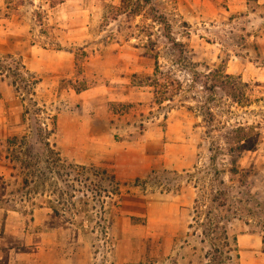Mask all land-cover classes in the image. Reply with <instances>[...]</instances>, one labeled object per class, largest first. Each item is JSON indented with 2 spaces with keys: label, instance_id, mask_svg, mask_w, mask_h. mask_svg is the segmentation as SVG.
<instances>
[{
  "label": "rangeland",
  "instance_id": "rangeland-1",
  "mask_svg": "<svg viewBox=\"0 0 264 264\" xmlns=\"http://www.w3.org/2000/svg\"><path fill=\"white\" fill-rule=\"evenodd\" d=\"M121 7L0 0V262L42 264L43 229L62 223L88 264H113L118 241L137 234L129 246L142 247V264H264V9L151 0L129 17ZM168 36L189 45L186 58L175 62ZM152 48L174 91L162 103L146 80ZM221 65L246 70L238 103L228 87L211 89ZM9 136L21 138L9 147ZM141 193L142 215L129 219L123 203L136 212ZM212 213L237 234L238 259L233 242L207 235Z\"/></svg>",
  "mask_w": 264,
  "mask_h": 264
},
{
  "label": "trees",
  "instance_id": "trees-1",
  "mask_svg": "<svg viewBox=\"0 0 264 264\" xmlns=\"http://www.w3.org/2000/svg\"><path fill=\"white\" fill-rule=\"evenodd\" d=\"M121 1H122V7L118 9L117 13L118 14L126 13V15L129 17L137 16L141 11V7L143 11L144 7L149 6L151 4V0H121ZM147 15H150V18H152L153 21H159L160 23L166 24L165 16L161 14L159 11L153 10V8L150 10V12L147 13ZM168 39L170 43H172V46L170 48L171 51L170 55L174 57L175 62H178V59H175V56H178V58L182 57L184 59L186 58L185 55H188V53L191 52L189 45L186 42L178 41L176 40V38H172L170 36H168ZM152 40H153L152 34L150 32L147 34L148 44H144V47H147V45H149V43H151ZM152 51H154L153 53L154 71L151 75L146 77V80L148 81V86L153 87L155 100L162 103L164 100L167 99L168 95L170 94L172 95L174 91L170 90V88L167 86L169 72L163 69V65L160 62V58L163 56L161 55L160 51L157 50V48H152ZM208 76L212 78L211 80L212 90H214L215 88H222L224 90V88L228 87L229 88L228 93L230 95V98L237 103L241 100V96H243V91L240 88V85L243 84L246 86V83L242 82L241 75L234 76L233 74L227 72L225 65H221L220 68L216 67L213 70H209ZM239 132H240L239 128H237L234 131L235 137L233 139L236 143H239L238 144L239 148L242 149L246 147L247 144L245 142L241 143L242 138L241 136L238 135ZM21 137L9 136L8 137L9 147L13 146L15 142L20 140V138L21 140H28L30 138V135L24 134ZM41 142L44 143L42 138H41ZM230 171L238 172L237 170H234V168ZM225 224L226 223H224V221L220 222V220H218L216 214L212 213V221H210V229L206 233L212 239V242H215V240H221L223 242H228L229 244L230 242H233L234 247L230 248L229 250L230 256L238 259L239 253H238V245H237V234L230 232V228L228 226H225Z\"/></svg>",
  "mask_w": 264,
  "mask_h": 264
},
{
  "label": "crops",
  "instance_id": "crops-1",
  "mask_svg": "<svg viewBox=\"0 0 264 264\" xmlns=\"http://www.w3.org/2000/svg\"><path fill=\"white\" fill-rule=\"evenodd\" d=\"M257 4H260L261 8L264 9V0H255ZM262 43L264 42V38L261 39ZM260 70V74H263L264 66L258 67ZM246 70L240 68L237 70V74L244 77L246 75ZM229 73V72H228ZM70 72L67 71V68L61 70L57 75L58 77L69 75ZM131 197V196H130ZM131 198H128L123 203L124 213L127 214L129 219L133 217L142 215V193L139 195H133V198L136 201V212H131L127 210L128 202ZM42 210V213L39 218H36L35 212L33 215L35 216L34 225H43L46 223L47 216L49 215L48 208L39 207ZM14 212L16 214H20L18 209H11L8 212ZM63 230V224L59 223L56 227H50L48 229H43L41 234L42 238V264H88L89 262V250H87L86 244L75 241L74 243L71 241H67L65 237L61 236ZM15 233L17 232L14 231ZM26 228L18 226V237H27ZM16 233V234H17ZM66 240V241H65ZM133 240L142 243V235H129L124 236L123 239L118 241L115 245V261L113 264H142V247L140 245L136 248L133 246H129V241ZM16 258H10L7 264H14V260ZM25 259V258H21ZM0 264H4L2 261Z\"/></svg>",
  "mask_w": 264,
  "mask_h": 264
}]
</instances>
